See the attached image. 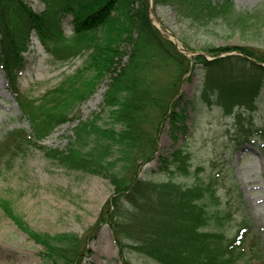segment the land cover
<instances>
[{
  "label": "trees",
  "instance_id": "obj_1",
  "mask_svg": "<svg viewBox=\"0 0 264 264\" xmlns=\"http://www.w3.org/2000/svg\"><path fill=\"white\" fill-rule=\"evenodd\" d=\"M42 1L46 9L37 14L27 0H0V64L31 128L30 133L13 130L6 134L0 143V173L26 149H44L42 143L106 83L98 115L72 129L65 149L47 150L64 168L100 175L114 186L98 223L113 225L120 243L144 262L259 261L258 245L248 246L251 236L246 221L239 222L233 236L227 234L225 227L232 215L230 209L220 208L219 180L214 175L198 176L184 145L160 159L159 172L152 178H143L140 172L158 151L160 122L182 99L183 78L195 70L202 71L199 93L189 102L195 115L203 108L218 109L233 121L239 146L264 140V52L247 46L212 45L201 50L213 60L188 58L156 27L152 13L170 7L194 26L220 20L234 24V29L250 21L264 23V2L252 13L235 16L233 0ZM229 15L234 16L229 19ZM67 16L73 17L70 36L61 26ZM31 33L56 62L66 64L86 57L81 68L38 99L20 92L15 74L21 65L18 55L27 51ZM184 47L195 50L186 43ZM236 50L244 57L218 58ZM257 114H261L260 124ZM103 118L105 124L100 122ZM170 119L172 140L177 143V131L188 133L187 119L179 113ZM189 177H193L189 184L179 181ZM3 203L13 212L9 202ZM30 235L44 247L48 264H74L85 251L83 241L70 234Z\"/></svg>",
  "mask_w": 264,
  "mask_h": 264
},
{
  "label": "rangeland",
  "instance_id": "obj_2",
  "mask_svg": "<svg viewBox=\"0 0 264 264\" xmlns=\"http://www.w3.org/2000/svg\"><path fill=\"white\" fill-rule=\"evenodd\" d=\"M233 2L234 15L238 16L256 11L264 0ZM27 4L37 14L46 9L42 0H27ZM234 15H229V19ZM153 19L156 27L163 26L173 32L163 31L177 50L188 58L203 56L213 60L201 50L212 45L218 48L247 46L264 52V23L250 21L232 29L234 24L226 25L227 22L224 24L219 20L208 26H194L178 17L170 7L158 8ZM61 26L65 35L70 36L74 30L73 17L67 16ZM184 43L195 50L186 49ZM232 56L244 57L236 50L223 52L218 58ZM18 57L21 65L15 70L17 86L22 94L34 99L57 87L66 76L81 68L86 59L78 57L66 64L54 61L35 33L29 37L27 51ZM5 71L0 64V143L13 130L31 132L29 122L11 92ZM201 73L195 70L183 78L182 99L160 122L158 151L140 173L143 178H152L153 173L159 172L160 159L184 145L192 170L197 171L202 179L214 175L219 180L220 208L230 209L232 215L225 227L227 234L233 236L239 222H247L248 235L251 236L248 246L256 243L260 248L256 254L259 261L253 260L258 264L264 260V140L258 138L253 143L239 146L233 121L225 118L218 109L203 108L195 115L189 102L199 93ZM106 89V83L100 85L96 93L67 118V123L60 125L42 143L44 149H26L0 173V264H48L44 247L33 239L31 232L70 234L82 240L85 251L74 264H127L128 261L155 264L151 260L144 262L124 242L120 243L113 225L98 223L104 205L114 194L110 181L97 174L66 169L47 151L65 149L72 129L79 122H90L98 115ZM173 113L186 118L189 128L187 134L177 131V143L172 140L174 126L170 116ZM256 118L260 124L261 114ZM100 122L105 124L107 121L103 118ZM179 125L181 121L177 122ZM192 178H179V181L189 184ZM3 202H9L13 212L3 207Z\"/></svg>",
  "mask_w": 264,
  "mask_h": 264
},
{
  "label": "water",
  "instance_id": "obj_3",
  "mask_svg": "<svg viewBox=\"0 0 264 264\" xmlns=\"http://www.w3.org/2000/svg\"><path fill=\"white\" fill-rule=\"evenodd\" d=\"M160 29L161 30H166L164 27H161ZM175 44L178 45L177 42H175ZM262 66L264 67V65H262Z\"/></svg>",
  "mask_w": 264,
  "mask_h": 264
}]
</instances>
